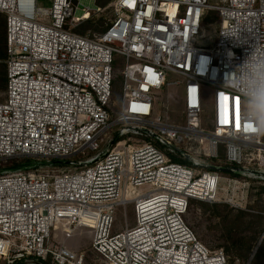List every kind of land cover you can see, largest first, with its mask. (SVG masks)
Listing matches in <instances>:
<instances>
[{
    "label": "built area",
    "instance_id": "2783aa9c",
    "mask_svg": "<svg viewBox=\"0 0 264 264\" xmlns=\"http://www.w3.org/2000/svg\"><path fill=\"white\" fill-rule=\"evenodd\" d=\"M88 1L0 0L8 57L0 161L29 160L0 172V264H229L185 216L192 200L244 209L253 184L264 185V135L243 130L241 97L224 86L255 45L264 47V0H112L115 19L93 36L76 32L102 11L76 17ZM207 11L220 20L213 48L199 46ZM117 57L122 96L111 104ZM174 76L185 79L182 126L154 119L158 92L181 86ZM205 86L213 89L207 117ZM116 126L105 153L72 162L100 151L101 135ZM142 135L151 141L131 143ZM130 203L135 226L117 233V210ZM86 237L90 263L75 248Z\"/></svg>",
    "mask_w": 264,
    "mask_h": 264
},
{
    "label": "rangeland",
    "instance_id": "374dc122",
    "mask_svg": "<svg viewBox=\"0 0 264 264\" xmlns=\"http://www.w3.org/2000/svg\"><path fill=\"white\" fill-rule=\"evenodd\" d=\"M112 0H90L80 7L76 17H80L84 10L89 9L95 11L97 8H101L102 11L97 16L92 17L91 22H86L76 29V32L80 35H97L103 33L109 26L111 21L115 19L113 10L109 7ZM52 0H37L38 8H48L51 6ZM225 0H208V5H223ZM5 22L6 30V16L1 14ZM203 28L199 36V46L205 48L215 47L218 39V31L220 29V20L217 13L207 11L205 17L202 19ZM117 63L114 69V84H113V99L112 103L118 104L122 96V84H123V59L117 57ZM0 71H5L3 66ZM181 82V86H169L163 91L158 92V97L154 99V112L155 120L161 119L168 121L175 125H185V109L182 103L183 85L185 79L182 77L174 76L170 82ZM213 89L205 86L206 110L204 116L209 115V108L211 103ZM5 100V92L0 93V102ZM113 110V117L110 118V122L116 120L119 116V109L116 105H111ZM204 130H207L205 127ZM119 127H113L107 130L99 139L100 151L83 152L80 156L73 158L72 162L77 163L79 160H86L105 153L111 142L115 139ZM205 152V150H204ZM220 158L225 160V148L220 147ZM7 163L6 161H0ZM9 163V162H8ZM216 164V163H213ZM68 168L74 167L71 164L67 165ZM79 169V168H76ZM83 169V168H80ZM222 177H226L221 173ZM221 186L225 187L224 183ZM264 188L263 184H253L246 208L236 209L228 204L217 203H196L192 208L190 216L187 217V223L192 229L199 241L210 251H223L227 256L229 264H247L251 258H253L254 250L257 245L258 251L255 257L252 259L251 264H264ZM148 187L136 189L137 192H146ZM135 226L134 219V204H128L126 209H118L115 217V228L117 233L125 231L127 228H133ZM242 241L251 243V250L247 254H238L234 252L231 244L234 241ZM74 247V246H73ZM79 251L86 252L87 262L90 263L96 260V256L90 250V241L86 237L80 242L79 247H75Z\"/></svg>",
    "mask_w": 264,
    "mask_h": 264
},
{
    "label": "clouds",
    "instance_id": "9594fccd",
    "mask_svg": "<svg viewBox=\"0 0 264 264\" xmlns=\"http://www.w3.org/2000/svg\"><path fill=\"white\" fill-rule=\"evenodd\" d=\"M224 86L241 97V117L246 125L243 130L264 135V47L255 45L225 78Z\"/></svg>",
    "mask_w": 264,
    "mask_h": 264
},
{
    "label": "trees",
    "instance_id": "16d2710c",
    "mask_svg": "<svg viewBox=\"0 0 264 264\" xmlns=\"http://www.w3.org/2000/svg\"><path fill=\"white\" fill-rule=\"evenodd\" d=\"M1 14L2 13H0V63L2 64L1 67L3 66L5 71H0V93L5 92V98H6L7 58L8 57H7L6 30L4 28L5 27V22H4V18L2 17ZM97 15H92L90 17V19L88 21H86V22H91L92 21L91 18L92 17H98ZM116 63H117V60L115 59V63L113 65L114 69L116 67ZM123 139H125V138H123ZM123 139L121 138L120 140H123ZM149 141H151V140L149 138L143 136V135L142 136H131V143H133V144L145 143V142H149ZM169 157L171 158V161L174 162V163H180V164H186L187 163L186 161L181 159L177 154L169 155ZM28 161L29 160H27V159L21 160V161H6L7 163H5V164L0 162V172H4V174L5 173L7 174L11 167L17 166L20 163H26ZM224 162H225V160H224ZM262 189L264 190V188H262ZM196 203H201V202L193 201V200L190 201L189 206H188V211H187V214L185 216L186 223H187V217L190 216L189 213L191 214L192 208L194 207V205ZM251 245L252 244L249 243V242L242 243V241H240V240L234 241L231 244L234 252H236L238 254H247L248 252H250Z\"/></svg>",
    "mask_w": 264,
    "mask_h": 264
},
{
    "label": "water",
    "instance_id": "95a60500",
    "mask_svg": "<svg viewBox=\"0 0 264 264\" xmlns=\"http://www.w3.org/2000/svg\"><path fill=\"white\" fill-rule=\"evenodd\" d=\"M113 143H114V140L112 141L111 145H113ZM25 167L26 165H17V166L11 167L9 171L11 172L18 171V170L24 169ZM222 172L229 173V170L223 169Z\"/></svg>",
    "mask_w": 264,
    "mask_h": 264
}]
</instances>
